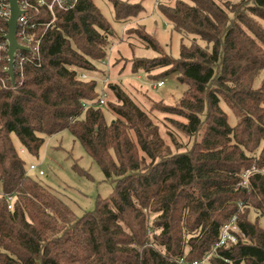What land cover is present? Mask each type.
Segmentation results:
<instances>
[{"label": "trees", "instance_id": "obj_1", "mask_svg": "<svg viewBox=\"0 0 264 264\" xmlns=\"http://www.w3.org/2000/svg\"><path fill=\"white\" fill-rule=\"evenodd\" d=\"M108 1L115 20L130 25L127 39L157 54L134 57L131 72L154 82L178 74L189 89L175 105L161 100L146 112L116 87V104L99 107L98 65L121 39L111 23L94 0L57 9L55 19L33 12L40 59L27 62L23 76L16 64L13 85L7 53L0 54V264H264V78L256 85L264 71V0H159L182 36L178 59L139 23L141 2ZM7 32L0 18V41ZM222 100L236 112L235 126ZM154 112L192 147L173 151ZM63 131L114 184L81 217L29 174L22 157L39 158L47 139ZM233 218L237 242L219 246Z\"/></svg>", "mask_w": 264, "mask_h": 264}, {"label": "rangeland", "instance_id": "obj_2", "mask_svg": "<svg viewBox=\"0 0 264 264\" xmlns=\"http://www.w3.org/2000/svg\"><path fill=\"white\" fill-rule=\"evenodd\" d=\"M94 1L111 23L117 37L121 38L113 41L108 50L107 59L98 65V68L104 74V77L99 80V93L104 88L106 101L116 104L113 90L118 87L146 112L150 111L152 103L161 100H164L166 104L175 105L187 92L189 86L179 82L178 74H170L162 77V80L165 81L164 87L154 89L151 85L154 81L149 80L146 74L142 72L133 74L131 66L134 57L152 59L157 54L153 50L145 48L137 39H127L124 31L130 25L125 27L124 24L115 20L113 6L108 0ZM122 1L142 3L145 11L142 13L139 23H142L148 33L157 38L168 54L178 59L180 57L182 36L172 30L171 25L159 12L157 5L159 0ZM176 1L164 0L163 2L174 5ZM218 1L228 2L232 5L238 3V0ZM130 24L136 25L135 22ZM263 78L264 71L256 81L257 86L260 85ZM106 79L108 82H105ZM221 106L228 114L231 126H235L239 119L234 109L223 100ZM154 115H156L154 117L155 122L160 126L161 135L173 151H185L187 148L192 147V141L175 130L167 122L165 115L156 112H154ZM107 118L110 121L113 116L108 113ZM179 121L182 122L183 120ZM169 133L173 134L169 136ZM13 141L16 147L20 149L19 141L15 136H13ZM22 157L26 161L27 167L31 164L40 166V169L45 173L43 176H40L38 172H29V174L49 187L77 217L95 210L97 201L99 199L105 200L114 190V184L106 180L99 165L92 160L81 143L69 131H63L48 138L39 158L32 157L25 152H22ZM75 165H78L91 177L78 173L74 168ZM249 217L254 221V212ZM260 224L264 227V220Z\"/></svg>", "mask_w": 264, "mask_h": 264}, {"label": "built area", "instance_id": "obj_3", "mask_svg": "<svg viewBox=\"0 0 264 264\" xmlns=\"http://www.w3.org/2000/svg\"><path fill=\"white\" fill-rule=\"evenodd\" d=\"M69 1H70L69 3L67 2V0H19L18 1L19 8L23 12V14L19 17L17 23V40L20 45L27 47L31 50L30 51L31 55L27 57L20 56L18 53L21 51H17L16 53L14 66L16 67L17 64L18 72L21 76H23V66L27 62H32L40 59L41 39L37 40L35 39L34 35L30 34L31 32H33V30L37 28V24L35 22H31L33 14L34 13L40 14L41 10L45 9L55 19L54 16L57 9L67 11L73 8L78 2V0H69ZM10 17H11V8H10L9 0H0V18L5 20L7 23ZM7 33L3 34L4 42L0 41V54L5 51L7 53L8 51V42L5 39ZM7 60L9 62L8 56H7ZM81 79L86 80L88 79V76L83 74L81 75ZM105 82H108V80L106 79ZM151 85L154 89L162 88L165 86V81L162 80V81L153 82ZM100 94L101 95L99 96L98 106L103 107L106 103V99H105L106 93L104 88L100 90ZM28 171L38 172L40 176H43L45 174L44 171L40 169V166L35 164H31ZM251 172L252 170L248 171L247 176L251 174ZM8 200L10 202L9 209H12V203L14 202V198L12 196H9ZM235 221L236 218H233L231 223L224 227L219 246H225L229 242L232 243L237 242L235 236L232 234V231L236 230ZM205 263L206 260L201 263L196 262L194 264H205Z\"/></svg>", "mask_w": 264, "mask_h": 264}, {"label": "water", "instance_id": "obj_4", "mask_svg": "<svg viewBox=\"0 0 264 264\" xmlns=\"http://www.w3.org/2000/svg\"><path fill=\"white\" fill-rule=\"evenodd\" d=\"M19 0H9L10 2V8H11V17L9 21L7 22L8 25V33L5 36V39L8 42V51H7V56L9 59V66L7 73L13 83L15 84V56L17 51H28L30 52L31 50L27 47H24L19 44L17 40V23L19 17L23 14V12L19 8ZM69 3L70 1L67 0Z\"/></svg>", "mask_w": 264, "mask_h": 264}]
</instances>
